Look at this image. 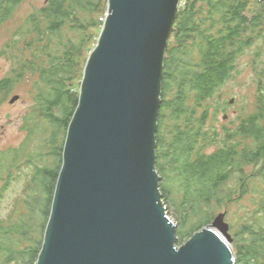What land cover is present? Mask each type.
<instances>
[{"label":"trees","instance_id":"16d2710c","mask_svg":"<svg viewBox=\"0 0 264 264\" xmlns=\"http://www.w3.org/2000/svg\"><path fill=\"white\" fill-rule=\"evenodd\" d=\"M29 1L0 0V27ZM261 1L257 5L254 0H184L164 56L155 133L162 200L166 204L169 194L179 212L178 245L209 225L220 209L248 197L252 209L231 224L235 264H264V61L261 66L254 62V109L233 127H223L220 141L219 132L207 126L208 107L219 87L233 77L243 51L264 40ZM106 4L107 0H44L32 8L4 45L3 54L12 65L0 80V92L9 94L27 74L35 77L33 111L26 121L29 139L20 148L34 134L36 119L48 122L65 138L78 103L79 91L74 86L84 68L76 58L95 38L94 30L103 25L98 15ZM26 50H31L28 58L21 55ZM259 51L253 56L259 57ZM39 126L38 122L36 131ZM214 145V151H206ZM12 152L0 154V178L2 162ZM248 166L251 171L246 170ZM38 170L35 181L43 168ZM58 171L52 174L42 210L44 231ZM170 179L182 189L180 200L171 197ZM23 230L22 223L0 225V264L37 263L44 234L22 247L8 235L16 232L22 240Z\"/></svg>","mask_w":264,"mask_h":264},{"label":"water","instance_id":"95a60500","mask_svg":"<svg viewBox=\"0 0 264 264\" xmlns=\"http://www.w3.org/2000/svg\"><path fill=\"white\" fill-rule=\"evenodd\" d=\"M180 3L107 0L36 264H235L224 214L178 245L159 187L163 61Z\"/></svg>","mask_w":264,"mask_h":264},{"label":"rangeland","instance_id":"374dc122","mask_svg":"<svg viewBox=\"0 0 264 264\" xmlns=\"http://www.w3.org/2000/svg\"><path fill=\"white\" fill-rule=\"evenodd\" d=\"M254 2L259 5L262 1L254 0ZM43 3L44 0H30L26 2L15 13L12 21L0 27V80L7 75L12 65L11 60L3 54L4 45L9 41L13 31L20 25L32 8L40 6ZM183 4L184 0H181L180 6H183ZM105 14L106 9H103L99 13L98 17L100 21H103ZM101 26L94 30L95 38L84 52L76 58L77 63L82 68L85 66L88 55L92 51L91 49L94 48L97 42ZM256 50H260L259 57L253 56V52ZM21 55L24 58H28L31 55V50H26ZM263 61L264 40L261 39L253 47H248L243 51L237 59L236 73L234 72L233 77L228 79L223 86L219 87L215 93L216 95L214 94L211 101H209L207 126L209 130L215 128L219 132V141L224 137V131L222 130L224 126L233 127L235 123L254 109L255 86L253 78H255V71L253 67L255 66L254 62L261 66ZM82 74L80 73L76 80L75 90L78 89L79 91ZM34 81L35 77L27 74L14 85L13 90L9 94L6 95L0 92V154L15 150L4 158L2 162L3 174L0 178V225L8 227L17 226L22 223L23 231L25 232L22 240L16 232L12 231L15 235H11V233L8 235L14 244L22 247L28 245V240L31 243L35 242L44 234V228L41 226V223L44 221L42 210L48 196V189L52 185V174L53 172H57L61 165L62 143L64 140V134L58 131L57 128L48 126V122L46 121L36 119L34 122V134L30 136V141L27 145L24 148H20L29 139L27 138L26 121L29 113L31 114L33 111L34 98L31 92H33L32 85ZM14 96H18V99L10 103L11 98ZM230 100H233V102H230ZM226 102L228 104H225ZM225 115L226 117L223 118ZM38 122L40 126L36 131ZM215 149L216 146L214 145L206 151L212 152ZM39 168H43V172H41V175L35 181L34 176H37L36 173L40 171L38 170ZM246 170L251 171L252 166L246 167ZM165 184L167 185V182ZM169 186L171 197L174 200H180L182 195L180 186L174 179H170ZM167 198L168 201L165 204L167 214L176 224V229L178 230L180 225L179 212L170 201L169 194ZM251 209L252 206L247 197L245 200L232 203L228 208H222L218 211L219 214L226 213L224 222L228 225L227 234L231 246L234 243V230L231 224L234 223L238 216L242 214L246 215L247 210ZM17 231L20 232L18 229ZM190 237H184L182 243ZM178 241L179 237L177 244ZM26 260H28V256H26Z\"/></svg>","mask_w":264,"mask_h":264},{"label":"bare ground","instance_id":"6f19581e","mask_svg":"<svg viewBox=\"0 0 264 264\" xmlns=\"http://www.w3.org/2000/svg\"><path fill=\"white\" fill-rule=\"evenodd\" d=\"M221 90V89H220ZM221 94V93H220ZM216 95V94H215ZM225 127V126H224ZM224 134V133H223ZM203 137V136H202ZM205 139V138H204ZM9 147V146H8ZM204 147V146H203Z\"/></svg>","mask_w":264,"mask_h":264}]
</instances>
